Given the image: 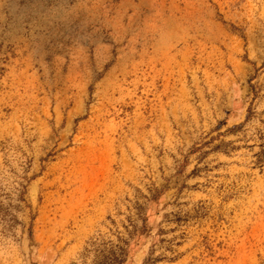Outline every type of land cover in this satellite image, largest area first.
I'll return each instance as SVG.
<instances>
[{"label": "rangeland", "instance_id": "obj_1", "mask_svg": "<svg viewBox=\"0 0 264 264\" xmlns=\"http://www.w3.org/2000/svg\"><path fill=\"white\" fill-rule=\"evenodd\" d=\"M208 6L168 61L145 5L0 0V264H264V0Z\"/></svg>", "mask_w": 264, "mask_h": 264}, {"label": "bare ground", "instance_id": "obj_2", "mask_svg": "<svg viewBox=\"0 0 264 264\" xmlns=\"http://www.w3.org/2000/svg\"><path fill=\"white\" fill-rule=\"evenodd\" d=\"M87 1H90V2L96 1V2H100L101 4H105V3L109 2L110 3V10L109 11L107 10L106 12L111 13L113 10H116V12L118 14L117 15L118 17L116 19V21H117L116 24H119V25H123V17L125 14L122 13V11L128 7H132V8H134L135 15L133 16L132 22H130V24L134 23L135 25L139 26L138 21L140 19L141 10H142L143 6L145 5L147 7V10H148L147 12H150L151 14L155 13V15H153V17L155 18V20H153V23L148 24V22H147L145 24V26H146L145 32L150 33V35L152 34L153 39L158 34L162 35V39H161L160 44L161 45H165L166 43L168 44L167 50H164L165 52L166 51L167 52L166 53L162 52L164 54L162 57H164L168 61H170V60L175 61L177 59V57H179L180 55L186 59L187 52H188V50H190V44H189L190 40L193 39V37L196 38L197 36H203L204 37V34H206V36H207V32L209 31L210 23L213 24L214 26H217L213 20L210 21V19H208V7H209L208 1L209 0H126L123 2L121 1V3L117 4V5H113V3H115L116 0H87ZM136 1H138L140 4L136 5ZM98 6L99 5H97V7ZM97 7L96 8L94 7L95 8L94 10L98 9ZM83 8L84 7H82L81 10H82V12H85L84 10L86 7L84 9ZM216 28L219 32L222 31L220 26H217ZM208 34H209V32H208ZM208 36H210V35H208ZM215 37H216V35H215ZM219 38H217V39H219ZM210 39H212V38H210ZM131 40L133 41V39H131ZM170 40H171V42H170ZM212 40H210V41H212ZM142 42H143L144 48H147L150 45L148 37H146ZM200 42H198V43L200 44ZM154 45L158 46V43H155ZM135 46L136 45L133 42V45L131 47L135 48ZM202 46H204V45L203 44L201 45L202 49H206ZM211 48L215 49V50L220 49V48H218V46H216L214 44L211 46ZM155 50H157V49L155 48ZM134 52H135V50H134ZM198 56H200V55L198 54ZM162 63H161V65H162Z\"/></svg>", "mask_w": 264, "mask_h": 264}, {"label": "trees", "instance_id": "obj_3", "mask_svg": "<svg viewBox=\"0 0 264 264\" xmlns=\"http://www.w3.org/2000/svg\"><path fill=\"white\" fill-rule=\"evenodd\" d=\"M111 258H112V264H123L124 263V259H120V256H118L115 253V251H112Z\"/></svg>", "mask_w": 264, "mask_h": 264}]
</instances>
